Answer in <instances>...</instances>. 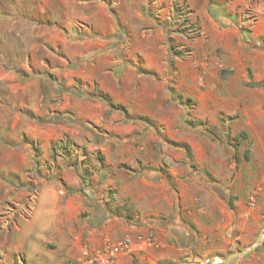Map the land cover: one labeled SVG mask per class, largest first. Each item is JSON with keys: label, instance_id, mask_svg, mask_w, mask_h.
Returning <instances> with one entry per match:
<instances>
[{"label": "crops", "instance_id": "crops-1", "mask_svg": "<svg viewBox=\"0 0 264 264\" xmlns=\"http://www.w3.org/2000/svg\"><path fill=\"white\" fill-rule=\"evenodd\" d=\"M7 1L0 3V19L16 25L17 48L25 49L21 40L34 39L57 58L43 60L45 67L34 76L39 115L56 100L52 113L65 112L104 131L101 140L76 145L81 165L52 157L49 141L59 136L42 131L54 175L39 179L17 221L1 225L0 264H87L107 242L129 235L138 243L139 235L151 232L156 246L119 255L114 264H217L257 240L261 208L247 206L237 177L242 171L220 176L227 162L187 138L178 102L197 101L192 118L215 123L217 112L203 106L216 104L208 90L227 82L218 74V59H239L240 48L264 38V0ZM184 17L201 26L206 43L202 36L186 37ZM172 44L192 51L186 58L174 55ZM219 46L223 52L216 56ZM203 57L210 60L197 66ZM231 79L241 83L237 75ZM102 93L126 112L111 108ZM48 125L68 130L71 124ZM227 264H264V247Z\"/></svg>", "mask_w": 264, "mask_h": 264}, {"label": "rangeland", "instance_id": "rangeland-1", "mask_svg": "<svg viewBox=\"0 0 264 264\" xmlns=\"http://www.w3.org/2000/svg\"><path fill=\"white\" fill-rule=\"evenodd\" d=\"M2 1L0 0V3ZM244 14L250 20L253 19L251 11L245 10ZM183 21L185 22L183 32L187 38L202 36L205 43L207 42L208 36L204 31L201 32V26L195 22L189 23L187 17H184ZM10 27L11 25L5 20L0 19V228L6 220H10L11 224L13 220L17 221L20 218L19 211L25 212L24 207L29 205L33 195L39 190L40 178L47 179L54 175L50 171L52 164L48 163L44 156V152L48 154V149L45 151L42 148L46 141L43 135H47L48 132L52 136H59L49 141V150L52 153L54 141L64 135L67 136L64 141H69L70 144L86 145L101 140L100 134L104 131L101 126L96 128L88 124L86 125L93 129L92 132L77 124H71L68 130H61L35 119V117L43 118L56 114V112L52 113L57 103L54 100L48 105L47 112L39 115L36 110L37 99L34 95L33 82L34 76L45 67L43 60L50 63L56 62L57 58L53 57L40 41L37 43L34 39L21 40V47L25 46V49L17 48L19 44L18 39L15 38L17 28L16 25L12 26L14 29ZM32 32L33 25L27 24L26 34L32 35ZM171 50L178 51L180 53L178 56L186 58L192 48L188 45L172 44ZM19 51L25 54H19ZM246 51L248 53H245ZM221 52H223L221 46L214 47L213 53L216 56H220ZM239 53L242 54L239 59H233L230 54H226L227 62L224 64L220 58L218 59L222 64L218 68V74L227 82L224 84L225 88L219 87L216 83L214 89H209L208 93L210 92V95L217 99V103L203 106L208 113L212 112V115L217 112L215 123L203 118H192L197 101L189 97L180 100L178 105L181 106L182 115L185 116L183 132L187 138L207 145L211 150V152L207 151L209 156L215 155L214 159L227 162L220 176L229 175L233 178L237 172L242 171L243 174H238L237 177L239 176V183L244 187L245 202L249 208H261L260 229L262 230L264 228V77L261 78V71L264 69V38L251 41L250 47L240 48ZM208 57L195 60L196 65L205 67L210 60ZM234 75L241 79V83L231 79ZM44 129L47 132H42ZM241 131H245L246 135L234 139V136ZM181 146L186 150L188 158L192 159L190 144L184 142ZM247 151L248 159L245 157ZM25 154L27 162L24 163ZM56 154L62 159H68L72 164L74 161H76L75 165L83 164L76 160L80 159L81 155L79 147L68 154H63L62 150L57 149ZM85 154L88 158L87 148ZM230 165H233L234 169H231ZM255 243L256 239L251 245L255 247L248 254L257 247H264V231L260 242Z\"/></svg>", "mask_w": 264, "mask_h": 264}, {"label": "built area", "instance_id": "built-area-1", "mask_svg": "<svg viewBox=\"0 0 264 264\" xmlns=\"http://www.w3.org/2000/svg\"><path fill=\"white\" fill-rule=\"evenodd\" d=\"M138 238V243L129 235L117 241L107 242L101 250L95 252L87 259V264H114L119 255H131L142 247L156 246L158 244L152 232L139 235Z\"/></svg>", "mask_w": 264, "mask_h": 264}, {"label": "trees", "instance_id": "trees-1", "mask_svg": "<svg viewBox=\"0 0 264 264\" xmlns=\"http://www.w3.org/2000/svg\"><path fill=\"white\" fill-rule=\"evenodd\" d=\"M174 55H179L180 53L178 51H173ZM99 96L105 100L108 105L111 108H115V109H119L122 110L124 112H126L125 106L121 105V104H117V103H113L110 98L106 95V94H99ZM35 119L40 122V123H57V122H67L69 124H77L80 127L87 129V130H91L89 126H87L83 121L76 119L74 117H72L70 114H66L65 112H61V113H57V114H52L50 116H45V117H35ZM246 132L245 131H241L239 132L237 135L234 136V139H237V136H245ZM64 138H67L66 135H64L63 137H61L60 139L54 141L53 146H52V156L57 155L56 154V150H62L63 154H68L69 152H72V150H74V146H76L75 143L70 144L69 141H64ZM245 157L248 159L249 158V153L248 151L245 152ZM98 160H101V157L97 156L96 157ZM79 161H82L80 159H76ZM75 162L73 163V165H75Z\"/></svg>", "mask_w": 264, "mask_h": 264}, {"label": "water", "instance_id": "water-1", "mask_svg": "<svg viewBox=\"0 0 264 264\" xmlns=\"http://www.w3.org/2000/svg\"><path fill=\"white\" fill-rule=\"evenodd\" d=\"M263 231H264V228L261 230L257 240H256V243L255 244H258L260 242V237L261 235L263 234ZM255 247V245L243 250V251H237V252H233V253H230L229 255L225 256V257H221L220 258V261L217 263V264H226L228 263L229 261L232 260V258L235 256V255H245L246 253H248L250 250H252L253 248ZM179 264H205L203 262H200V261H183Z\"/></svg>", "mask_w": 264, "mask_h": 264}]
</instances>
